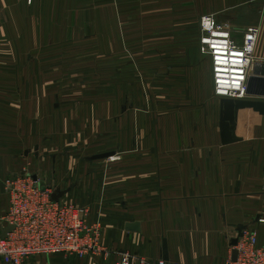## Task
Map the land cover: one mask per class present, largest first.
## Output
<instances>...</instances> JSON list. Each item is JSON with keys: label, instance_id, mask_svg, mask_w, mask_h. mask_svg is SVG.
Here are the masks:
<instances>
[{"label": "crops", "instance_id": "obj_1", "mask_svg": "<svg viewBox=\"0 0 264 264\" xmlns=\"http://www.w3.org/2000/svg\"><path fill=\"white\" fill-rule=\"evenodd\" d=\"M83 1L0 0V216L10 207L5 181L24 176L19 173L24 167L19 142L26 144L33 135V122L38 120L35 106L44 108L42 120L62 116L57 113L60 93L51 90L66 85L62 59L71 55L58 42L66 40L64 26L77 25V9L105 8L106 24L114 25L109 20L114 9L174 6L161 0ZM219 9L224 20L219 16L218 24L231 31L238 45L250 27L259 28L251 76L259 78L255 90L264 92V0H219ZM115 19L117 24L127 17L120 13ZM175 36L170 40L179 39V33ZM147 37L140 31L119 34L120 40L129 41ZM53 41L57 48L51 50ZM190 41L188 48L184 43L151 50L160 57L158 66L170 68V90L168 96L157 90L139 96L133 113L125 109L130 98L122 99L121 118L129 120L132 114L136 129L114 128L119 114L114 117V99L106 98V104L112 105L105 117L107 143L95 144L97 149L84 156L85 163L65 160L59 133L45 136L49 143L50 137L55 140L45 147L42 168L55 173L42 183L51 196L57 194L59 201L84 211L89 226H98L107 253L84 258L34 256L24 264H117L121 254L148 264H226L233 259L243 228L258 233L259 243H264V224L259 222L264 218V116L252 109L240 111L235 123L238 141L222 142L223 98L215 94L212 61L200 44V33ZM82 120L91 123L79 131ZM97 120L96 106L89 113L77 106V150L98 140ZM114 136L123 159L94 160L101 154H118ZM49 184L64 187L56 190ZM0 264L5 263L0 260Z\"/></svg>", "mask_w": 264, "mask_h": 264}, {"label": "rangeland", "instance_id": "obj_2", "mask_svg": "<svg viewBox=\"0 0 264 264\" xmlns=\"http://www.w3.org/2000/svg\"><path fill=\"white\" fill-rule=\"evenodd\" d=\"M86 1L89 2L90 0ZM86 1H83V4H86L84 3ZM161 1H172L174 6L170 9L155 10L137 8L123 9L124 11L111 10L110 22L112 20L116 22L115 18L120 16V13L126 14L127 17L121 23H119L120 20L117 24L114 22V25L106 24V16L109 11L105 8L97 10L77 9V25L64 26L66 40L65 42H58L59 45L61 44L60 47H63L66 53L71 55L62 59L65 64L63 77L66 85L63 88L59 87V89L51 90L60 93L59 112L57 113L62 114V116L58 117L56 114L52 121L49 119L42 120L45 110L41 106H35L34 114L38 116V120L35 119L33 122V135L28 138L26 144L19 142L18 156L24 164L22 171H19V173L28 177L35 174L40 183L41 180H48L49 173L51 175L55 173L54 169L46 171L42 168V159L48 153V151L44 152L45 147L48 149V146H51L53 140H55L50 137L51 143H49V137L45 138L48 133L55 134L57 132L61 135L60 143L62 145L60 148L63 150L66 161L85 163L84 156L90 155L93 152L92 150L97 149H93L96 147L95 144L105 145L107 143L104 133L105 117L107 116L106 113L109 114L107 111L112 105L106 104V98L112 97L114 99L113 110L111 111H113L114 117L119 114L115 117L117 120L114 121V128L122 131L127 128L130 130L136 129V117L132 114H130L129 120L125 121L121 118L120 103L122 99L130 98V102L124 106L126 112L129 108V112L133 113V109L137 107L139 96L154 94L155 90L159 94L165 93L168 96L170 89L167 77L170 75V68L169 66H158L159 61L157 60L160 57H156L151 50L177 48L184 43L188 45L184 48H188L190 47L189 43L192 42L190 40L192 38L196 40L198 33H200V44L204 48L201 42L203 36L201 31L202 19L206 16H213L215 19H220V16L222 18L220 20L224 19L223 12L219 14L221 12L219 0ZM185 4L188 5L183 6ZM227 14L225 12L224 17L228 18ZM134 17H140V21L134 20ZM160 18H162V21ZM174 19L176 20L174 21ZM177 21L181 25H175ZM137 31L148 34L147 40L129 41L119 39L121 33L132 35ZM177 33H179V39L170 40V38H176ZM56 42H51V50H53V46L57 48ZM140 53H142V57ZM155 78H157V82ZM184 95H186L185 92ZM77 101L80 104H77ZM77 106L83 107L85 113L93 112L94 107H97L99 130L98 140H95L94 144L89 143L85 147L82 145L78 150L77 139L75 140V137H77ZM69 115L74 116V120H68ZM90 123L87 120H82L79 131L82 130V126ZM100 123L102 124L101 127ZM114 144L118 154L113 153V156L104 160L119 161L123 159L120 142H117L116 136H114ZM64 171H68V169L62 170V172ZM50 186L55 187L56 190L64 187L63 185L53 184ZM64 202L71 204L67 201Z\"/></svg>", "mask_w": 264, "mask_h": 264}, {"label": "built area", "instance_id": "obj_3", "mask_svg": "<svg viewBox=\"0 0 264 264\" xmlns=\"http://www.w3.org/2000/svg\"><path fill=\"white\" fill-rule=\"evenodd\" d=\"M202 45L212 61L216 96L247 99L248 80L255 63V50L260 30L250 27L244 42L238 45L228 28L213 16L202 19ZM9 197V210L0 216V260L5 264H24L39 255L67 254L84 258L107 253L98 226H89L85 213L75 205L53 200L49 190L32 177L9 178L4 184ZM264 224V218L259 220ZM8 227L14 229L3 237ZM236 260L226 264H264V243L258 233L243 228L235 245ZM117 264H148L121 254ZM158 264H166L160 261Z\"/></svg>", "mask_w": 264, "mask_h": 264}, {"label": "water", "instance_id": "obj_4", "mask_svg": "<svg viewBox=\"0 0 264 264\" xmlns=\"http://www.w3.org/2000/svg\"><path fill=\"white\" fill-rule=\"evenodd\" d=\"M258 77L255 74L250 76L248 80V95L249 96H261L264 97V92H257L254 88L255 83L258 81ZM252 109L254 112L259 113L264 116V100H248V99H230L223 98L221 101V132H222V142L224 144H229L238 141L235 135L236 130V119L238 114L242 110ZM113 156V153L101 154L94 157V160L107 159ZM38 181L37 177H34ZM41 188L43 191L46 190V186L41 182ZM59 195H52L53 200L59 201ZM13 227H8L4 233L3 237H6L7 233L12 231ZM237 244V242H236ZM235 244V245H236ZM237 258V251L234 252L233 260Z\"/></svg>", "mask_w": 264, "mask_h": 264}]
</instances>
